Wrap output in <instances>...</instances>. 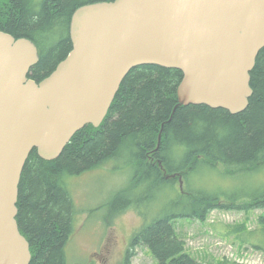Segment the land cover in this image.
<instances>
[{
	"label": "water",
	"instance_id": "95a60500",
	"mask_svg": "<svg viewBox=\"0 0 264 264\" xmlns=\"http://www.w3.org/2000/svg\"><path fill=\"white\" fill-rule=\"evenodd\" d=\"M70 40L68 56L37 83L28 77L40 62L37 45L0 31V264L32 261L17 204L33 150L52 161L83 128H99L132 70L181 71L178 106L244 112L264 49V0L87 4L71 18Z\"/></svg>",
	"mask_w": 264,
	"mask_h": 264
},
{
	"label": "trees",
	"instance_id": "16d2710c",
	"mask_svg": "<svg viewBox=\"0 0 264 264\" xmlns=\"http://www.w3.org/2000/svg\"><path fill=\"white\" fill-rule=\"evenodd\" d=\"M37 1L6 0L0 31L37 45L40 62L28 77L39 83L72 50L74 12L87 4L114 0ZM182 79L176 69L142 66L132 70L99 128H83L55 160H43L33 150L22 174L17 204L21 233L31 245L30 264H67L66 246L76 216L67 180L121 159L135 172L129 187L114 198L115 203H122L121 210L134 202L127 198L131 192L150 186L161 188V193L173 191L177 198L170 206L184 210L165 212L146 223L131 240L126 261L134 256L131 249L146 247L159 264H201L187 252L175 225L180 219L204 221L215 210H238L219 196L192 188L194 175L218 165L232 175L264 168V49L251 72L249 106L240 114L205 105L178 106ZM178 177L182 178L180 189L175 187ZM262 207L264 193L240 209ZM255 248L264 252V247Z\"/></svg>",
	"mask_w": 264,
	"mask_h": 264
},
{
	"label": "rangeland",
	"instance_id": "374dc122",
	"mask_svg": "<svg viewBox=\"0 0 264 264\" xmlns=\"http://www.w3.org/2000/svg\"><path fill=\"white\" fill-rule=\"evenodd\" d=\"M5 7L6 0H0V14ZM134 173L133 166L121 159L67 180L76 211L66 246L67 264H159L146 247L131 249L134 256L126 261L131 240L155 217L184 210L170 206L177 194L161 193L154 186L131 192L127 198L134 202L121 210L122 203L114 198L129 187ZM176 179L175 187L182 188V178ZM191 186L238 210H215L204 221L180 219L175 229L187 252L201 264H264L263 250L255 248L264 247V207L240 209L264 193V168L232 175L218 165L194 175Z\"/></svg>",
	"mask_w": 264,
	"mask_h": 264
}]
</instances>
